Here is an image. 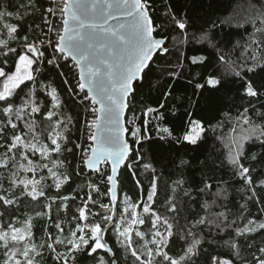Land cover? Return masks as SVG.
<instances>
[{
	"label": "snow or ice",
	"instance_id": "snow-or-ice-1",
	"mask_svg": "<svg viewBox=\"0 0 264 264\" xmlns=\"http://www.w3.org/2000/svg\"><path fill=\"white\" fill-rule=\"evenodd\" d=\"M162 3L166 7L160 19L153 0H13L0 5V264H82L81 258L118 264L106 239L109 234L124 259L132 258L131 264H199L193 258L206 251L207 237L214 243L222 240L228 258L214 252L204 264H264V245L255 240L257 234L264 236V151H246L248 144L264 149V9L249 21L252 31L241 57L230 60L219 54L223 75L205 78L188 69L194 97L219 92L225 83L236 85L243 101L237 114L223 112L226 120L212 125L186 109L182 134L177 135L162 123L169 119L165 104L170 90L156 107L137 109L134 104L137 82L144 79L154 55L169 51L164 33L182 34L188 28L186 15L168 0ZM205 40L217 47L206 34L200 42ZM182 56L178 69L184 68ZM206 59L194 56L191 63L198 67ZM66 67L75 87L64 73ZM52 73L67 86L66 92L49 81ZM170 75L175 79L184 73ZM225 122L232 125V134L216 139L226 149L219 166L231 172V180H205L195 192L176 181L173 195L155 207L158 188L153 177L137 200L126 192L120 200V169L130 172L140 189L133 164L144 159L125 137L140 145L151 139L148 133L154 127L161 141L197 145ZM185 163L181 160L178 167ZM141 166L154 171L150 162ZM77 178L86 181L87 190L80 189L83 198L78 192L66 194ZM234 188L235 213L230 207ZM178 190L194 202L187 214L176 201ZM245 249L250 257L242 255Z\"/></svg>",
	"mask_w": 264,
	"mask_h": 264
},
{
	"label": "trees",
	"instance_id": "trees-1",
	"mask_svg": "<svg viewBox=\"0 0 264 264\" xmlns=\"http://www.w3.org/2000/svg\"><path fill=\"white\" fill-rule=\"evenodd\" d=\"M11 3H13V0H0V5ZM15 3H19V0H15ZM57 3H59V0H57ZM153 4L157 19L162 18L161 10L166 5L162 3V0H153ZM168 4L181 15H186L189 20L188 28L182 34L178 30H169L164 33L167 36L166 46L169 51L165 55L156 54L149 68L143 74L144 79L137 82L138 87L134 93V104L137 109L143 105L156 107L157 102L163 97L164 93L170 90L172 95L168 97L165 104L166 109H168L166 115L169 116V119L167 122L162 123L176 130V134L180 135L183 131L182 124L186 119V109L193 112L194 118L198 117L205 121H211L212 125H216L221 120H226L222 115L223 112L230 111L232 116L237 114L236 110L243 101L236 94V85L225 83L219 92L204 91L203 95L198 94L194 97L193 92L195 89L187 83V80L191 78L193 73L188 71V69L190 67L193 68L195 73L203 75L205 78L211 74L223 75L225 65L219 62V54L221 52L224 53L230 60H238L241 57L243 53L242 46L252 31L249 21L254 14L264 9V0H168ZM52 6L55 7V5ZM34 14L38 15V13ZM205 34L217 45L216 48L210 47L207 40L200 42ZM157 38H160L159 35H157ZM181 53L183 54L184 68L178 69L176 65L178 58L181 57ZM194 56H204L207 59L204 64L197 67L191 63ZM9 63L11 64V60ZM63 70L69 78V83L75 87L76 80L72 75V70L67 67ZM174 71L183 72V77L174 79L170 75ZM49 81L60 92H66L67 86L61 82V78L55 73L49 75ZM70 110L65 109L66 112ZM172 111H175V116L171 115ZM72 114L75 115V111H72ZM90 118L91 116L89 115L88 119ZM81 123H83V116L81 117ZM125 125L126 127H130V125ZM231 128L232 125L225 122L223 128L218 129L215 133L209 130L207 140L197 145H187L186 143L178 145L174 142L161 141L154 127L148 133L151 139L144 141L140 145H135L127 137L130 145L144 153V159L140 164H133L136 180L140 181V189L136 187L131 173L122 167L118 177L121 181L118 186V192H120V188L123 189V192H120V200L123 199L124 192L131 196L134 201L137 200L141 190L146 193L149 189L153 177L156 178L158 188V203L154 205L155 207H159V204L164 202L166 196L173 195L172 188L176 181H182L185 189L191 188L195 192V189L202 186L205 180L209 182L221 179L231 180V172L227 168L219 166L224 158L226 149L224 144L216 139L217 136L227 138L228 135L232 134ZM246 151L259 154L264 149H261L258 144H248L246 145ZM134 155L135 151L132 152L126 163L131 162ZM181 160L187 163L182 167H178ZM143 162H150L154 171L145 170L141 166ZM256 166L261 167L259 164ZM46 173L47 170L44 171V174ZM70 174L74 175L71 169ZM87 175L88 171L86 170L85 177ZM85 182V179L77 178L75 184L71 185L66 194L76 195L78 192L79 197L83 198L84 191L87 190L84 188ZM48 183H51V180ZM234 183L235 187L238 188L239 182ZM64 187L68 188L69 186L65 185ZM72 189H75V191ZM80 189H84V191ZM233 191L234 198H231L232 203L230 207L235 213L238 208V205L235 203L238 194L235 193V188ZM260 196L261 199H264V191H260ZM175 197L177 203L185 210V214L189 213L191 211V204L194 202H189L188 198L183 196V190H178L175 193ZM106 201L107 198H105ZM77 202H79V199ZM216 210L213 209V211ZM53 211H55V206H53ZM160 211L163 212V209H160ZM256 211V205L252 204L251 213H255ZM20 219L23 220L24 217L21 216ZM35 223L42 224L43 221L37 220ZM106 239L109 242V246L113 247L117 253L116 259L118 264H131L132 258L129 256L127 261L124 259L123 252L119 249V246L115 245V241L110 238V234L106 236ZM255 240L257 244L264 245V236L257 234ZM211 241L212 238L207 237V242L204 245L206 251L202 252L198 257L193 258L199 264H204L208 255L214 252H219L221 258H228V249L223 246V241L219 239L215 243ZM99 252L101 255H105L103 251ZM242 255L250 257L247 249L244 250ZM45 256H47V252H45ZM106 259L110 260L108 255H106ZM81 261L82 264H93L91 259L84 261L81 258ZM41 264H45V261L41 260Z\"/></svg>",
	"mask_w": 264,
	"mask_h": 264
},
{
	"label": "water",
	"instance_id": "water-1",
	"mask_svg": "<svg viewBox=\"0 0 264 264\" xmlns=\"http://www.w3.org/2000/svg\"><path fill=\"white\" fill-rule=\"evenodd\" d=\"M112 23H115V21H112ZM154 57H155V55H154ZM154 57H153V59H154ZM152 61H153V60H152ZM152 61H151V62H152ZM151 62H150V64H151ZM150 64H149V65H150ZM147 69H148V68H147ZM147 69H145V71H146ZM124 127H126V125H124ZM125 138L127 139V137H125ZM121 169H122V168H121ZM121 169H120V171H121ZM87 171L89 172L90 170H87ZM99 251H103V250H99ZM108 256H109L110 259L113 258L111 255H108Z\"/></svg>",
	"mask_w": 264,
	"mask_h": 264
},
{
	"label": "built area",
	"instance_id": "built-area-1",
	"mask_svg": "<svg viewBox=\"0 0 264 264\" xmlns=\"http://www.w3.org/2000/svg\"><path fill=\"white\" fill-rule=\"evenodd\" d=\"M91 119V118H90Z\"/></svg>",
	"mask_w": 264,
	"mask_h": 264
}]
</instances>
